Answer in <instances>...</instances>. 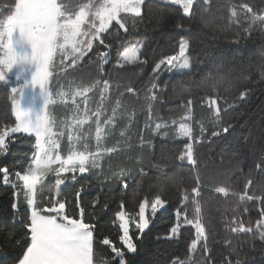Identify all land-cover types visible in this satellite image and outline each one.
I'll return each mask as SVG.
<instances>
[{"label": "trees", "instance_id": "16d2710c", "mask_svg": "<svg viewBox=\"0 0 264 264\" xmlns=\"http://www.w3.org/2000/svg\"><path fill=\"white\" fill-rule=\"evenodd\" d=\"M11 0H0V6ZM86 0H82V3ZM248 3L254 11L264 12V0H196L191 15H185L180 6L161 0H144L142 16L137 17L135 27L128 25L129 31L110 29L105 34L106 43L111 49L99 46L101 51L109 52V64L100 72L99 58L89 57L75 69L54 78L53 87L89 86L96 80L101 84L89 93L88 108L95 110L100 104V89L107 79L110 89L107 109L102 120L111 116V109L120 100L115 126L102 142L106 147L119 145L120 151L105 155L101 160L104 177L102 183L95 175L85 174L92 181L91 187L82 193V203L88 211V204L97 196L100 204L95 206L98 232L108 235L119 246V229L111 221L121 200L128 212H137L138 205L145 198L151 201L160 194L167 201L166 209L158 211L151 219L150 228L137 241L138 251L129 256V264H170L173 258L185 259L191 255L190 264H205L200 242L195 252L190 253L191 240L195 238V229L190 225L181 228L178 238H168L170 228L175 224L173 210L180 205L182 195L188 192L193 198L191 188L200 186L201 195L196 197L201 202L203 221L209 239L211 261L209 264H264V242L257 235H236L227 230V221L233 217H242L245 223L259 218L258 201L241 203L232 192L261 195L264 194V35L254 27L251 35L245 33L250 16L242 15L239 24L230 20L233 6ZM114 28L117 26L113 22ZM189 44L188 55L192 67L182 73L164 71L159 76L153 68L159 60L176 56L181 40ZM239 41L238 43L236 41ZM134 43H142L140 61L136 64H117L119 54ZM97 45L94 44V51ZM163 67V66H162ZM157 97L150 102L152 84ZM131 87L133 92H128ZM249 94L240 100L241 92ZM215 99L223 109L225 101L235 103L227 114L221 112L225 124H231L229 133L212 138L210 142H195L199 126L204 124L206 137L214 129L211 123L213 108L209 101ZM191 100V120H181L189 115L188 101ZM77 103L83 108V99L77 97ZM151 103L152 116L149 120L148 109ZM12 94L10 85L0 83V125L11 126L14 116L11 114ZM74 106L57 104L54 114L58 120L70 119ZM134 117L129 120L130 114ZM176 121L175 124L172 121ZM150 127H145V123ZM181 122L191 124L193 128L195 166L179 156L184 151L189 138L178 135ZM131 123V127H129ZM156 123L167 124L159 130ZM88 130L89 126L85 125ZM89 145L95 146V127L89 130ZM125 134L121 136V132ZM18 138L10 144V154L0 157V165H8L11 171L13 162L28 152L29 146ZM142 138V141H141ZM131 145L129 148L128 145ZM142 144V146H141ZM66 145L62 143V148ZM259 165V167H258ZM127 169L129 175L121 181L114 174ZM141 169L144 175H141ZM84 178H82L83 180ZM251 181L249 185L248 182ZM127 183V189L122 188ZM228 187L230 195L224 197L215 192L216 187ZM163 187V192L160 191ZM13 189L0 182V264H15L24 243L18 245L15 238L20 237L22 229L19 215L13 213ZM107 203V209L102 205ZM244 207L249 211L245 213ZM24 212L21 203V214ZM189 218L193 217V207L188 205ZM15 219L16 223L11 221ZM134 233L136 229L131 228ZM135 239V236H134ZM231 239L232 245L225 241ZM234 249V251H233ZM97 256L111 259L112 254L106 246L97 245Z\"/></svg>", "mask_w": 264, "mask_h": 264}, {"label": "snow or ice", "instance_id": "6c2138e0", "mask_svg": "<svg viewBox=\"0 0 264 264\" xmlns=\"http://www.w3.org/2000/svg\"><path fill=\"white\" fill-rule=\"evenodd\" d=\"M174 5H180L185 15H191L196 0H169ZM205 4L209 0H204ZM144 0H86L83 3L72 5L70 0H11L0 6V83L10 85L12 94L11 114L14 123L9 126L0 125V157L10 154V144L20 134V142L29 146V151L22 154L13 162L11 171L8 165H0V182L13 189L14 201L11 205L13 213L19 215L22 229L21 235L15 238L19 245L24 247L15 260V264H129L128 257L137 253V241L143 239V234L150 228L151 217H155L160 209H166L167 201L160 194H156L149 201L145 198L138 205L137 212H128L121 200L118 210L114 213L111 223L119 229V246L108 235L97 230L99 217L95 214V206L100 204L97 196L87 206L82 203V193L91 187L92 181L85 174L95 175L96 180L103 182L104 177L101 160L105 155L120 151L119 145L106 147L103 141L109 135L111 127L115 126L120 100L115 102L111 109V116L102 120L107 109L104 107L108 100L110 84L103 81L100 89V104L95 110L88 108L89 93L95 91L100 80L89 86L53 87L54 78H58L69 69H75L89 57L99 58L100 72L109 64V52L101 51L99 46L111 49L106 43L105 34L110 29L129 31L128 25L134 28L137 17L142 16ZM250 16L249 25L244 29L249 36L254 27L264 35V12L254 11L248 3L236 6L230 11V20L233 24L241 22L242 15ZM113 22L117 26L114 28ZM239 42L238 40L236 41ZM94 44L97 45L94 51ZM142 44L134 43L125 48L117 60L123 67L125 64H136L140 61ZM189 44L181 40L179 53L168 56L155 64L153 73L158 75L162 70L172 73H182L192 65L188 55ZM163 66V69H162ZM153 89L158 85L153 83L152 94L147 97L150 102L157 97ZM128 92L134 89L129 87ZM249 93L241 92L239 99L243 100ZM77 97L83 99V108L77 103ZM71 101L74 106L70 119L58 120L54 114L57 104L67 105ZM209 107L213 108L211 123L214 129L206 137L207 129L204 124L199 126L198 138L195 142H210L212 138L229 133L232 125L225 124L221 112L225 114L236 105L225 101L223 109L215 99L210 100ZM188 113L181 120H191V100L188 101ZM151 103L148 109V118L151 119ZM134 117L130 114L129 120ZM173 124L176 121H172ZM85 125L89 129H85ZM95 127L94 149L89 145L90 129ZM131 127V123H129ZM145 127H150L146 122ZM167 127V124L156 123L155 129ZM125 133L122 131L121 136ZM178 135L189 138L179 156L181 161L187 160L195 166L197 159L194 155L193 128L191 124L181 122ZM66 145L62 148V143ZM142 141V138H141ZM143 143V141H142ZM142 146V144H141ZM130 148L131 145L129 144ZM259 167V165H258ZM122 181L129 175L127 169H121L114 174ZM141 175H144L141 169ZM82 178H84L82 180ZM251 184V181L248 182ZM127 183L122 188L127 189ZM163 192V187L160 189ZM215 192L224 197L230 195L228 187H216ZM194 194L190 200L185 191L180 205L174 212L175 224L170 228L168 238H178L181 228L190 225L195 229V238L190 243V253L197 250L198 244L203 242V256L205 264L211 261L208 247V232L203 221L200 197V186L191 188ZM241 203L258 201V219H249L247 223L242 217H233L228 220L227 230L236 235H257L264 242V194L256 195L232 192ZM21 203L24 212L21 214ZM193 207V217L189 218L188 205ZM107 203L102 209H107ZM247 213L249 209L244 207ZM13 224L16 220L11 221ZM136 231L133 233L131 228ZM135 236V239H134ZM227 246L232 240L225 241ZM97 245L106 246L111 259L97 256ZM234 251V249H233ZM191 255L185 259L173 258L170 264H190ZM227 264H232L229 259ZM236 264H240L237 260Z\"/></svg>", "mask_w": 264, "mask_h": 264}, {"label": "rangeland", "instance_id": "374dc122", "mask_svg": "<svg viewBox=\"0 0 264 264\" xmlns=\"http://www.w3.org/2000/svg\"><path fill=\"white\" fill-rule=\"evenodd\" d=\"M161 1H164V2H167V3H170L169 2V0H161ZM70 2H71V4L72 5H75V4H77V3H82V0H70ZM172 4V3H171ZM177 6H180V5H177ZM181 7V6H180ZM139 44H142V43H139ZM142 49V48H141ZM162 69H163V67H162ZM165 70H162L161 72H160V74H162L163 72H164ZM167 71V70H166ZM185 71H187V70H184L183 72H185ZM175 71L173 70V72L172 73H174ZM160 74H158V76L160 75ZM160 77V76H159ZM160 210H162V209H160ZM159 210V211H160Z\"/></svg>", "mask_w": 264, "mask_h": 264}]
</instances>
